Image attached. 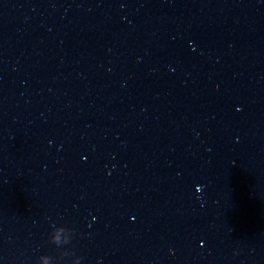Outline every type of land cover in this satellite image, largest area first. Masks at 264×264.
Masks as SVG:
<instances>
[{
  "label": "water",
  "instance_id": "1",
  "mask_svg": "<svg viewBox=\"0 0 264 264\" xmlns=\"http://www.w3.org/2000/svg\"><path fill=\"white\" fill-rule=\"evenodd\" d=\"M73 253L264 264V0H0V264Z\"/></svg>",
  "mask_w": 264,
  "mask_h": 264
},
{
  "label": "clouds",
  "instance_id": "2",
  "mask_svg": "<svg viewBox=\"0 0 264 264\" xmlns=\"http://www.w3.org/2000/svg\"><path fill=\"white\" fill-rule=\"evenodd\" d=\"M94 220L96 219L95 217L93 218ZM49 240L50 242L54 243L57 245V247L63 246V244H65L67 241L66 240H61L59 241V243H57V241L55 239H53V234H49ZM69 257L71 258V264H81V257L76 256L74 253L73 254H69ZM47 264H54L53 261L48 260L46 258ZM42 264H45L44 261H42Z\"/></svg>",
  "mask_w": 264,
  "mask_h": 264
}]
</instances>
